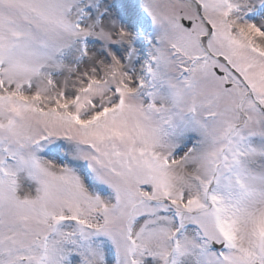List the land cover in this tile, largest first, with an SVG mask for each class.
I'll use <instances>...</instances> for the list:
<instances>
[{"label":"rangeland","instance_id":"374dc122","mask_svg":"<svg viewBox=\"0 0 264 264\" xmlns=\"http://www.w3.org/2000/svg\"><path fill=\"white\" fill-rule=\"evenodd\" d=\"M106 1L0 0V129L7 128L0 134V264H264L263 114L255 121L243 108L250 118H232L206 80L192 90L184 85L191 73L173 84L176 100L158 89L153 101L141 92L160 82L151 47L142 71L132 73L129 64L118 70L120 83L107 75L84 86L106 68L94 55L109 51L113 38ZM130 1L139 4L135 10L148 3L150 16L163 21L157 39L172 45L180 68L197 59L193 73L201 68L206 79L213 76L200 48L206 29L189 33L166 20L170 1ZM261 1L264 7V0H200L264 96V54L254 53V62L241 56L254 47L245 39L253 28L245 16L252 13L264 36ZM165 50L173 68L175 53ZM54 145L64 151L63 163L51 153L43 157ZM72 156L93 165V185L64 162ZM107 178L120 194L102 189ZM196 214H212L215 231L206 233L205 218L194 227ZM61 221L67 225L58 228ZM94 228V236L86 232ZM212 236L226 245L222 253L211 248Z\"/></svg>","mask_w":264,"mask_h":264},{"label":"flooded vegetation","instance_id":"af4514ba","mask_svg":"<svg viewBox=\"0 0 264 264\" xmlns=\"http://www.w3.org/2000/svg\"><path fill=\"white\" fill-rule=\"evenodd\" d=\"M127 26H128V24H126ZM259 43V42H258ZM259 45L261 46V47H263V45L261 44V43H259Z\"/></svg>","mask_w":264,"mask_h":264}]
</instances>
